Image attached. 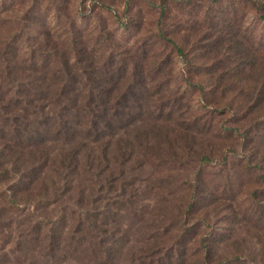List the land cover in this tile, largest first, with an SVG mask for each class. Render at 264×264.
Returning <instances> with one entry per match:
<instances>
[{
    "label": "rangeland",
    "instance_id": "obj_1",
    "mask_svg": "<svg viewBox=\"0 0 264 264\" xmlns=\"http://www.w3.org/2000/svg\"><path fill=\"white\" fill-rule=\"evenodd\" d=\"M126 1L0 0V57L15 53V64L25 67L17 79L20 85L10 84L0 58L1 151L9 140L7 119L13 117L6 111L15 104L30 109L27 116L31 129L44 131L52 126L51 113L38 112L41 103L48 109V101L44 100L46 93L35 91L39 84L36 76L42 72L46 77L43 87L55 89L50 74L53 70L61 74L58 71L63 69L55 58L69 56L73 37H80L96 52L105 38L100 30L106 26L120 43L137 45L160 24L174 31L185 25L192 28L207 9L206 0H130L128 7ZM162 1L167 3L164 14L160 13ZM248 5L231 0L222 9L236 11L228 19L233 30L239 31L244 48L264 54L258 52L260 42H264V20L249 13ZM107 8L119 12L130 30L119 25ZM37 41L40 49L36 50ZM257 59L264 62L261 54ZM175 61L172 83L161 85L159 77L143 101L144 117L133 123L128 135L131 143L124 141L127 146L116 149L118 136L111 137L110 152L116 155L110 168L100 160L101 154L91 161L90 151H84L81 157L80 172H66L63 179L47 177L44 172L35 175L36 169L29 164L32 169L26 171L27 177H40L30 183V189L20 190L14 197L15 174L9 178L0 170V264H97L86 257L67 258L64 246L69 244V236L65 233L60 234V253L44 249L42 225H47V230L57 226L63 227V232L69 230L78 215L72 213L80 205L77 200L90 210L108 211L107 204L111 209L123 202L127 205L118 217L108 221L112 222L113 239L124 245L115 264H132V257L141 249L146 253L149 247L154 249L151 243L161 240L167 252L165 264H196L192 255L202 238L213 247L217 264H264V214L259 209L264 207V110L248 112L243 103H238L241 114H220L213 102H205L206 106L199 92L182 80V61ZM16 86L20 88L18 93ZM39 94L42 99L32 100ZM257 95L258 91L253 93L252 104ZM27 101L29 105L25 106ZM138 131L146 133L149 141L143 135L136 138ZM52 132L42 136L47 143L55 144V139H50L56 138ZM33 154L29 148L26 160L32 156L37 162L39 156ZM125 155L127 163L122 165ZM196 189L197 205L191 208ZM170 250H188L190 255L185 259L175 257L170 263Z\"/></svg>",
    "mask_w": 264,
    "mask_h": 264
},
{
    "label": "trees",
    "instance_id": "obj_2",
    "mask_svg": "<svg viewBox=\"0 0 264 264\" xmlns=\"http://www.w3.org/2000/svg\"><path fill=\"white\" fill-rule=\"evenodd\" d=\"M238 1L249 4V13L264 20V0ZM230 2L231 0H206L207 9L199 20L192 23V28L185 25L174 31L160 24L156 27V32H152L137 45L120 43L114 33L106 30V26L100 30L105 38L96 48L98 52H94V48H91L89 43L85 44L80 37H73L70 41L69 56L55 58V63L63 66V69L58 71L61 74H57L55 70L50 74L56 84L55 89L51 86L43 87L46 77L42 72L36 76L39 84L35 91L42 93L41 95L46 93L43 99L48 101V109L46 110L41 103L38 112L45 115L51 113L52 126L45 127L44 131L37 127L31 129L32 127H28L31 121L27 116L30 109L17 108V104L6 111L8 115L12 113L13 117L7 119L8 123L10 122L9 140H6L7 143L2 149L4 157L0 150V170L9 178L11 173L15 174L13 177L17 187L11 196L14 197L20 190L30 189V183L40 177L35 176L31 179L27 177L26 171L32 169L29 164H33L36 169L35 175L44 172L47 177L63 179L67 178L66 172H80L81 157L85 155L84 151L86 153L90 151L91 161L96 160L101 154L100 160L110 168L116 155L110 152L111 137L118 136L116 149L121 150L127 146L124 141L131 143L132 137L128 135L133 123L143 120L144 117L143 101L147 94L152 93L153 84L159 77L161 85L167 86L172 83L171 77L176 71L177 58L182 61V80L199 92L206 106V103L213 102L212 105L218 108L220 114L230 111L234 116L241 114L239 107H236L238 103H243L248 112L255 110L258 114L264 110V62H258L257 59V55L264 54L244 48L245 44H242L238 37L239 31L233 30L234 25L228 19L236 11L228 9L226 12L222 9ZM129 3L130 0H127L126 7ZM154 4L150 2L152 7H155ZM109 11L114 14L119 25L130 30L119 12L112 9ZM165 11L167 3L162 1L160 13L164 14ZM226 28L230 30L226 31ZM39 41L36 50L40 49ZM8 46H11V42ZM260 47H264V42H260ZM261 48L258 52H264ZM13 50L15 52L16 47ZM0 58H3L2 70L6 73L7 80L11 81L10 84L20 85L17 79L22 76L25 67L15 64V53L12 55L5 53V58ZM163 73L169 76L166 78ZM16 90L18 93L20 88L16 86ZM257 91L260 95L256 96L255 103L252 104V95ZM41 95L32 100L42 99ZM27 105L28 101L25 103V106ZM136 110L140 111L136 113ZM50 130L56 137L50 138L55 139V144H51L53 141L47 143L45 135L42 136L44 132ZM142 132L138 131L136 138L143 135L146 141H149L146 133ZM36 137L40 139L32 141ZM29 148L32 149L34 156H39L37 162L34 159V162L32 161V156L26 160V151ZM123 158L121 164L125 165L128 158L126 155ZM15 163L18 165L15 166ZM100 172L101 170L98 173ZM261 176L264 179V174ZM197 189L190 199L191 208L197 205ZM77 202L80 204L78 210L72 213L78 215L74 216V224L66 232H63L61 226L47 230V225H42L46 242L44 249L52 254L60 253L62 251L60 234L65 233L67 237L69 236V244L64 246L69 253L67 258L79 260L86 257L90 262L95 261L97 264H115L124 245L113 239L114 235L110 233L112 222L108 221L110 218L118 217L120 210L126 209L127 205L123 202L118 208L114 205L111 209L107 204L108 211H100L97 208L90 210L80 203V200ZM259 209L264 214V207ZM46 230L49 232L48 236ZM36 239L40 241L38 237ZM198 244V251L192 255L196 264H217L213 259L215 256L213 247L206 238L199 240ZM151 245L154 249L149 247L146 253L141 249L132 257V264H165L164 252H167L162 248L163 240ZM189 255L188 250H170L168 262L173 263L175 257L189 258ZM5 256L7 257L6 254ZM241 260L242 258L237 259Z\"/></svg>",
    "mask_w": 264,
    "mask_h": 264
}]
</instances>
